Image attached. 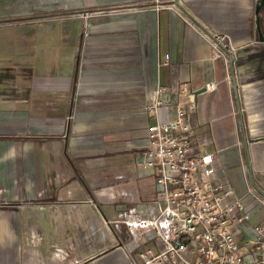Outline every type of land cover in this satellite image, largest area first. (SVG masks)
Listing matches in <instances>:
<instances>
[{
	"label": "crops",
	"instance_id": "1",
	"mask_svg": "<svg viewBox=\"0 0 264 264\" xmlns=\"http://www.w3.org/2000/svg\"><path fill=\"white\" fill-rule=\"evenodd\" d=\"M127 1L172 6L146 12L140 25L139 16H131L145 93H125L109 109L113 114H99L98 139L90 144L74 137L77 29H51L40 56L33 43L27 48L24 38L21 44L10 38L21 31L0 29V264H130L146 249H162L151 232L132 241L115 224L132 208L147 217L158 210L152 171L136 167L152 122L145 107L156 86L164 101L160 121L175 107L194 105L188 113L194 153L211 155L215 177L242 199L249 225L264 226L257 201L264 200V42L254 29L256 1ZM212 34L229 39L233 53L226 61L213 58ZM59 36L73 39L63 46ZM64 55L62 66L57 59ZM206 83L214 90L206 92ZM89 148L102 160L98 173L75 165ZM57 197L68 200L57 203Z\"/></svg>",
	"mask_w": 264,
	"mask_h": 264
},
{
	"label": "built area",
	"instance_id": "2",
	"mask_svg": "<svg viewBox=\"0 0 264 264\" xmlns=\"http://www.w3.org/2000/svg\"><path fill=\"white\" fill-rule=\"evenodd\" d=\"M208 40L214 59L226 61L233 53L226 36L212 34ZM204 90L211 92L214 85L206 83ZM161 95L156 86L145 107L152 122L145 128L144 152L136 163L154 175L157 213L147 217L132 208L118 214L115 224L123 225L132 241L151 232L162 249H146L138 254L140 262L130 264H264V226L249 225L242 199L215 177L211 155L193 151L188 113L194 105L175 107L162 122L157 113L164 106ZM257 201L264 207L263 199Z\"/></svg>",
	"mask_w": 264,
	"mask_h": 264
},
{
	"label": "rangeland",
	"instance_id": "3",
	"mask_svg": "<svg viewBox=\"0 0 264 264\" xmlns=\"http://www.w3.org/2000/svg\"><path fill=\"white\" fill-rule=\"evenodd\" d=\"M170 6L127 0H90L88 3L85 0H53L47 3L39 0H0V29L21 31L12 34L10 38L15 42L19 40V44L24 38L27 48L33 43L31 49L35 52L34 56H40L47 50L45 44L51 29L58 27V30H64L72 25L77 29L80 35L74 39L78 47L75 56L77 77L72 102L76 129L74 137L76 141L85 139L90 144L98 139L97 129L102 124V121H98L99 114H113L109 109H114L125 93L137 92L139 96L145 93V72L139 44L135 39V19L131 16H139L140 25L141 15ZM260 11V31L264 39V6ZM30 29L35 31L31 32ZM29 31L32 35L26 36ZM58 39L59 44L69 46L73 38L59 36ZM136 48L139 49L137 65L138 80L141 81L138 84L134 81L136 74L133 60ZM64 58L65 55L57 59L62 66L66 65ZM72 83L68 84V90ZM95 150H84L82 162L75 163L79 170L98 173L103 168L102 160L94 155ZM153 191L151 199L158 201L154 185ZM66 200L68 197H57L54 201L58 203Z\"/></svg>",
	"mask_w": 264,
	"mask_h": 264
},
{
	"label": "water",
	"instance_id": "4",
	"mask_svg": "<svg viewBox=\"0 0 264 264\" xmlns=\"http://www.w3.org/2000/svg\"><path fill=\"white\" fill-rule=\"evenodd\" d=\"M263 6H264V0H256L253 9L254 29L257 35V40L260 43L264 42L263 36L260 31V18H259V13L260 10L263 8Z\"/></svg>",
	"mask_w": 264,
	"mask_h": 264
}]
</instances>
